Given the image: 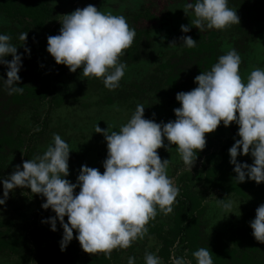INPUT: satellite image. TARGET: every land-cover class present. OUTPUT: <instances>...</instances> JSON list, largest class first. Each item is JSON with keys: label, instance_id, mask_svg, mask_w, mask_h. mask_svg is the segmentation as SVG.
Returning <instances> with one entry per match:
<instances>
[{"label": "clouds", "instance_id": "9594fccd", "mask_svg": "<svg viewBox=\"0 0 264 264\" xmlns=\"http://www.w3.org/2000/svg\"><path fill=\"white\" fill-rule=\"evenodd\" d=\"M190 11L195 17L191 24L200 32L226 30L240 24L229 0H194L184 6L186 15ZM63 17L60 34L48 37L47 51L57 64L67 66L71 72L82 69L84 77L101 79L107 89H117L127 68L121 57L132 46L135 29L123 15L104 12L93 5ZM190 30L189 26H181L183 33ZM27 38L28 32L19 35L21 41L26 42ZM11 39L0 34V64L9 69L8 79H0L9 95L22 94L24 87L17 86L22 56ZM180 40L182 45L178 48L197 45L188 35ZM170 47H177L175 41ZM9 55L10 62L6 59ZM241 63L240 54L231 49L218 58L210 71L195 77L198 86L176 96L181 107L174 110L175 121L156 123L146 119L145 108L138 104L119 131H105L97 125L95 133L105 137L108 150L103 174L82 165L77 183L66 179L70 175L72 151L59 134L53 133V142L42 155L25 160L23 170L17 166L2 181L4 198L0 199V205L6 204L9 193L16 188L30 189L31 193L46 197L43 209L50 208L56 213L48 222L54 232L57 218L63 227L62 251L73 241L75 230L78 233L75 239L86 253H104L110 258L113 250L128 249L148 235V225L157 210L165 215L174 211L179 188L167 174L170 161H162L157 151L166 147L165 139L177 146L182 161L192 171L198 153L206 147V134L215 132L221 124L239 126L240 139L229 149L236 181L243 183L247 177L257 184L264 183V69L252 70L244 82ZM249 154L254 158L253 165L238 162V156ZM218 205L224 212H231L234 202L230 198L218 199ZM250 227L254 238L264 243V204L257 208ZM192 255L196 264H214L208 248L201 247ZM144 259L145 264H161V259L151 252H146ZM128 264H135V257H129ZM173 264L190 261L174 258Z\"/></svg>", "mask_w": 264, "mask_h": 264}, {"label": "rangeland", "instance_id": "374dc122", "mask_svg": "<svg viewBox=\"0 0 264 264\" xmlns=\"http://www.w3.org/2000/svg\"><path fill=\"white\" fill-rule=\"evenodd\" d=\"M147 1L50 0L49 7L52 10V18L42 30L35 28V30H30L20 23L17 25L16 34L11 36V43L18 48V54L22 57L32 60L35 58L38 62L44 63L56 100H54L55 98L50 99L51 97L38 101L29 99L24 104L16 106V109L10 110L8 113L5 112L4 117L0 120L1 127L9 130L14 138L20 135V138L24 139L26 143L24 150L9 157L7 166L0 173V199L4 198L2 181L8 179L16 171L17 166L23 170L22 166L25 160L42 155L52 144L53 133L59 134L70 145L72 151L69 160L70 175L66 179L73 184L77 183L82 165L96 168L103 174L105 171L103 164L108 155L107 142L102 134L95 133L96 126L99 125L101 129L105 131L109 129L111 132L119 131L120 127L127 123L137 105L143 102H135L133 99L122 97L120 90H128L129 86L133 84L144 85L148 76L157 66L165 62L172 54L180 53L182 48H178L179 46L170 47V41L173 37L183 33L182 25L189 26L191 30L195 29L196 27L191 24V19L195 17L191 11L189 16L186 15L185 4L166 6L165 1L161 0L158 3V8L155 9L160 20L155 25V31L152 32L154 41L152 51L146 52L148 57H145L147 54L140 55V61L137 64L126 68L125 76L121 80L120 86L115 90L107 89L101 79L84 77L82 69L73 73L67 66L57 64L47 51L48 37L60 34L63 16L72 14L77 9H83L88 5H93L98 10L111 12L114 15H123L127 23L132 24L133 14L143 9ZM232 9L237 11L239 16L240 10ZM0 23V25L7 24L5 21H0ZM18 32H28L26 42L19 40L21 33ZM236 34L238 33L236 32ZM221 42L220 52L222 55L236 47L232 44V34L225 33ZM26 48L30 52L26 51ZM239 54L242 58L240 75L246 82L252 70L264 69V31L257 35L248 50L240 51ZM3 90H5L4 87L0 88V92L2 91L4 94ZM110 100L111 102H109ZM143 107L146 119L154 120L156 123H167L176 120L174 110L181 105L175 98L174 100L165 99L151 109L145 105ZM238 131L239 126L236 123L229 127H224L221 124L215 132L206 134V147L198 153V159L192 171L182 161L176 149L177 146L169 144L165 139L166 147L157 151L162 161L165 159L170 161L167 174L179 188V195L173 205L174 211L164 215L155 223V226L161 230L162 238L159 237V233L150 234L151 232H148L144 239L133 243L137 245V249L113 250L110 258L111 264H128L129 257H135V264H145L146 252L157 255L161 259V264H173L174 258H184L193 264L190 259L189 244L175 231L177 219L181 215L179 209H186L189 204H194L197 207L195 217L200 220L203 226L206 225L210 231L226 234L229 232L230 223L234 222L244 202H248L253 207L264 204V188L256 194L250 195L247 201L233 195H223L218 178L215 173L210 171L211 162L221 154L222 147L226 144H230L232 147L236 140L240 139ZM237 160L239 163L251 165L254 158L251 154L240 155ZM79 191L80 189L77 188L76 194ZM226 198H230L234 202L231 212H224L218 205V199ZM45 202V197L31 193L27 188L18 187L9 193L6 204L0 205V237L7 245L0 249V264L40 263L43 250L34 242L32 235L37 213L41 214L38 218L35 236L51 245L48 257L50 259L52 257L53 262L46 264H65L68 260L65 259L64 254L68 249L70 250L66 258L70 260L71 264L72 262L84 264L92 261L95 257L104 255V253H86L77 239L62 251L63 227L57 218V231L51 230V224L48 221L56 217V213L50 208L43 209L42 204ZM11 241L16 244L15 251L11 249Z\"/></svg>", "mask_w": 264, "mask_h": 264}, {"label": "trees", "instance_id": "16d2710c", "mask_svg": "<svg viewBox=\"0 0 264 264\" xmlns=\"http://www.w3.org/2000/svg\"><path fill=\"white\" fill-rule=\"evenodd\" d=\"M160 1L148 0L143 9L133 14L132 24L129 25L135 29L137 34L132 46L125 50V55L121 57V62L126 63L127 67L137 64L140 61V55L152 51L154 43L152 32L155 31V25L160 20L155 9L158 8ZM162 1H165L166 6L194 3V0ZM50 4V0H0V21L7 23L0 25V34L15 35L19 23L30 30H42L52 18ZM229 6L240 10V24L231 25L226 30L206 29L200 32L199 29L195 28L189 33H181L173 37L170 44L175 41L176 46H181L180 37L188 35L197 42V45L194 48H182L180 53L169 56L148 76L144 85L133 84L129 86L128 90L121 89V96L130 100L133 99L135 102L142 101L143 103L140 104L151 109L165 99L174 100L180 92L193 90L198 86L195 83V77L202 72L210 71L222 55L220 52L221 40L225 33L232 34V44L236 45L234 49L238 53L248 50L256 40L257 35L264 31V0H229ZM146 24L148 26H145ZM148 56V54L145 55V57ZM6 59L10 62L12 56H8ZM22 65L19 72L20 81L17 84L19 87H24L22 94L9 95L3 80L0 79V88H5L4 94L2 91L0 92V120L4 117L5 112L8 113L10 110L16 109V106L24 104L29 99L38 101L51 97L50 99L55 98L54 100H56L44 63L38 62L35 58L32 60L22 57ZM8 70L6 65L0 64V78L7 80ZM25 145L26 143L24 139L20 138V135L14 138L9 130L0 126V173L7 166L9 157L20 153L24 150ZM230 148V144L222 147L221 154L211 162L212 164L210 163L212 166L210 171L215 173L218 178L223 195H233L247 201L250 195L256 194L264 188V183L257 184L247 177L243 183L236 181L237 174L234 172V165L230 163L231 157L228 153ZM253 163L254 161L251 165ZM28 190L31 192L30 189ZM258 207H253L248 202H244L238 211V216L235 217L234 222L230 223L229 232L226 234L210 231L206 225L203 226L200 220L195 217L197 207L194 204H189L186 209H179L181 215L177 219L175 231L189 244L190 259L193 264H196V260L192 254L201 247L208 248L212 252L214 264H264V243H260L254 238L253 229L250 227L251 222L256 218ZM40 214L37 213L34 220L33 240L43 250L39 264L52 263L53 258L48 257L51 252V245L35 236ZM164 215L163 212L157 210L155 219L151 220L148 225L150 234L159 233V237L162 238L161 230L155 226V223ZM67 222L68 218L65 216V223ZM73 234L74 239L71 243L75 240V230ZM15 245L13 241L10 242L13 251H15ZM5 247L7 245L0 237V249ZM130 248L134 250L138 247L133 244ZM69 250L64 254L65 259L68 260L65 264H71L70 260L66 258ZM110 258L104 254L84 264H111Z\"/></svg>", "mask_w": 264, "mask_h": 264}]
</instances>
